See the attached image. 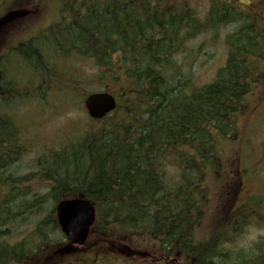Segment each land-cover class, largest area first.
<instances>
[{"label":"trees","instance_id":"16d2710c","mask_svg":"<svg viewBox=\"0 0 264 264\" xmlns=\"http://www.w3.org/2000/svg\"><path fill=\"white\" fill-rule=\"evenodd\" d=\"M214 1L201 21L188 0H61L60 19L25 45L24 62L42 76L50 59L91 60L118 108L51 156L46 151L20 177L9 176L19 131L10 116H0V146L8 153L0 159V185L8 189L0 199V264H22L58 247L55 206L77 196L95 205V232L104 237L138 238L184 264H264V240L229 248L260 215L254 207L261 199L242 209L224 195L217 201L223 200L221 214L229 205L225 215L207 213L211 185L227 174L223 142H237L238 115L264 81V41L252 18L237 12L233 0ZM48 8L42 4L36 13ZM228 24L238 29L228 38L227 61L211 83L197 87L180 57L187 43ZM48 71L49 83L67 81ZM38 182L46 184L45 195L27 186ZM101 260L81 264H107Z\"/></svg>","mask_w":264,"mask_h":264},{"label":"rangeland","instance_id":"374dc122","mask_svg":"<svg viewBox=\"0 0 264 264\" xmlns=\"http://www.w3.org/2000/svg\"><path fill=\"white\" fill-rule=\"evenodd\" d=\"M188 1L201 21L206 19L212 5L217 3L214 0ZM219 1L221 3L229 2V0ZM233 3L236 11L251 15L253 23H257L256 14H259V28L263 31L262 39L264 41V0H233ZM42 4L50 8L46 10V13H40L42 16L38 19L36 12L42 7ZM60 4L61 0H28L24 3V6H28L23 10L26 13L18 17L17 20L4 24L0 31L4 34L5 32L23 33L22 37L37 35L42 29H46L60 19L58 15L59 12L61 13ZM8 5L12 8V0H0V18L6 16L8 11L13 10V8L8 9ZM19 18L21 19L19 20ZM237 29L238 25H221L217 35L211 31L187 43L185 51L180 57V62L183 72L186 75H192L197 87L211 83L217 70L225 65L229 52L228 38ZM31 54L40 64L36 54ZM61 64L62 62H56L55 64L50 59L48 66H46L47 69L43 66L42 72L51 74L54 72L50 73L48 70L56 71L63 75L67 81L59 82L58 87L56 82L53 81L51 82L53 87L49 90L43 82L39 88L41 100L30 104L26 101L20 103L19 107L16 108L15 116L19 120L16 125L17 130L21 133L19 138H24L28 146L32 147L30 150L24 151V155L19 157L20 159L12 165V167L16 166V170L9 173V176L20 177L29 174L34 170L36 160L44 155L47 150L48 156H51L53 150L56 151L66 146V143L83 136L90 128L99 126L88 116L84 106V100L88 94L103 91L101 88L105 86V83L103 84L98 79L99 69L95 67L94 62L91 60L82 58H73L68 64ZM22 72L21 69L16 68L11 71L12 79L10 78L14 82L11 87L17 91L16 86H19L20 92H17L21 96L24 89L33 90L37 81L36 76L28 75L30 73L28 70L23 69ZM26 76L28 77L26 78ZM27 81L30 82V85L24 87L23 85ZM260 86L259 89H254L246 98L248 107L245 109L244 115L240 114L236 120L237 142L231 145L223 142L226 146L224 158L228 159L227 174L225 173L226 176L222 184L214 183L211 185L215 189L214 192L217 193L213 194L211 192V202L207 210V213L211 216L216 213H219L220 216L225 215L227 208L225 209L223 206L224 211L221 214L218 205L223 203V200L219 203L217 198H223L224 192L229 190L228 186L233 190L230 194H227L232 198V201L235 194L239 193L237 207L241 205L249 206V199L258 196L261 197L262 202L264 201V81L260 82ZM30 93L32 94L30 98L33 99L36 92L30 91ZM9 95L17 97L13 92H10ZM10 110L14 112L11 108ZM30 138H32L35 146L32 145ZM167 171L171 175L175 169L169 167ZM29 186L40 195H45L48 190L46 184L33 183ZM2 188L3 186L0 185V199L8 193V189ZM259 209L254 207L255 212ZM259 214V216L257 215L258 221L255 220L257 222L248 227L238 237L236 243L229 246V248L246 250L264 240V202ZM220 216L216 220L220 219ZM210 221L211 219L206 218L204 225L209 224ZM31 226L30 224L29 227ZM113 234L114 236L110 235L112 237L107 238L108 236L103 237L93 232L84 247H77L69 244L65 238L60 236V232L56 233V236L61 238V244L58 247L50 249V254L24 264H67L66 261L72 258L87 261L99 257L105 260L106 255L109 256V260L113 261V264H148L160 258L158 252L145 247L144 242L141 245L135 243L134 246H130L123 233L113 232ZM114 255L118 256V261L115 260ZM162 263L164 264V261Z\"/></svg>","mask_w":264,"mask_h":264},{"label":"water","instance_id":"95a60500","mask_svg":"<svg viewBox=\"0 0 264 264\" xmlns=\"http://www.w3.org/2000/svg\"><path fill=\"white\" fill-rule=\"evenodd\" d=\"M85 107L90 117L102 119L116 109L117 102L111 94L96 93L88 96ZM56 213L58 223L71 244L84 245L96 220L93 204L84 198L64 200L56 206Z\"/></svg>","mask_w":264,"mask_h":264},{"label":"flooded vegetation","instance_id":"af4514ba","mask_svg":"<svg viewBox=\"0 0 264 264\" xmlns=\"http://www.w3.org/2000/svg\"><path fill=\"white\" fill-rule=\"evenodd\" d=\"M20 16H10L6 19L5 16L2 17L0 21V28L8 23L13 22L14 20H17ZM257 19L259 20V14L256 15ZM21 18H19L20 20ZM23 34V33H22ZM22 34L20 33H11V32H5V34L0 31V116H8L9 111V100H13L17 97H11L9 95L10 92H13V90H16L13 88V90H9L8 87L10 85L8 81V73L7 70L10 68H23V56H22V50L24 48V40L22 37ZM9 35H11L9 37ZM8 56V57H7ZM34 59V57H33ZM30 82H28L26 85H28ZM14 85V84H12ZM32 91H35L34 98L39 97V80L37 78V81L35 83V86ZM32 95V94H31ZM33 98V99H34ZM1 148H4L3 150ZM5 147L0 146V159L3 161H6L7 159V152L5 151ZM21 147H17L16 151H20ZM19 153H16V155ZM160 258L153 262L155 264L159 261L161 264L162 261H164L165 264H184L182 260L175 256L168 257L166 255V252L160 249ZM37 260V259H35Z\"/></svg>","mask_w":264,"mask_h":264},{"label":"bare ground","instance_id":"6f19581e","mask_svg":"<svg viewBox=\"0 0 264 264\" xmlns=\"http://www.w3.org/2000/svg\"><path fill=\"white\" fill-rule=\"evenodd\" d=\"M8 57V56H7Z\"/></svg>","mask_w":264,"mask_h":264}]
</instances>
